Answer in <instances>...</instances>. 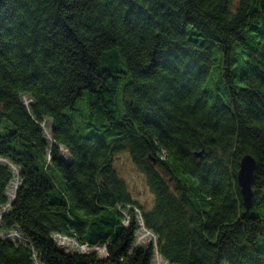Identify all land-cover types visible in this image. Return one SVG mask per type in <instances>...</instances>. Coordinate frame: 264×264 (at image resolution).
Masks as SVG:
<instances>
[{
    "label": "trees",
    "instance_id": "obj_1",
    "mask_svg": "<svg viewBox=\"0 0 264 264\" xmlns=\"http://www.w3.org/2000/svg\"><path fill=\"white\" fill-rule=\"evenodd\" d=\"M121 152L154 196L148 211L113 167ZM142 227L155 246L137 243ZM155 252L264 264V0L2 1L0 264H151Z\"/></svg>",
    "mask_w": 264,
    "mask_h": 264
},
{
    "label": "rangeland",
    "instance_id": "obj_2",
    "mask_svg": "<svg viewBox=\"0 0 264 264\" xmlns=\"http://www.w3.org/2000/svg\"><path fill=\"white\" fill-rule=\"evenodd\" d=\"M214 56L216 59V53H214ZM207 86L208 89L211 91H215V89H220V79H219V70L213 69L208 76L207 79ZM25 104H28L29 101L24 100ZM50 129L49 122L47 123L45 127V132L47 134V138L49 139L48 132ZM82 135H85V133H82ZM62 157L64 159H68L66 151L64 149H61ZM113 167L116 171V173L125 181L129 191L132 193V196L134 200L142 206L143 210L148 211L150 210L154 205V196L150 192L149 188L146 185L145 178L143 174H141L137 167L132 162L129 154L127 152H121L114 157L113 161ZM16 180L11 183V188H14L16 186ZM12 193V192H10ZM147 237L146 239H150L151 242H153V245L155 246V238H152V236L147 235V232L145 234ZM66 250V249H65ZM68 250V249H67ZM67 252H71L68 250ZM96 252L98 255L102 258L105 256V252L102 248L96 249ZM151 264H168L165 262L156 252L153 256V259L151 261Z\"/></svg>",
    "mask_w": 264,
    "mask_h": 264
},
{
    "label": "water",
    "instance_id": "obj_3",
    "mask_svg": "<svg viewBox=\"0 0 264 264\" xmlns=\"http://www.w3.org/2000/svg\"><path fill=\"white\" fill-rule=\"evenodd\" d=\"M4 0H0V3ZM196 156H201L202 153H196ZM255 169V162L250 156H244L239 165L237 173V183L242 198V204L246 210L252 205L253 193L251 190L252 175Z\"/></svg>",
    "mask_w": 264,
    "mask_h": 264
},
{
    "label": "built area",
    "instance_id": "obj_4",
    "mask_svg": "<svg viewBox=\"0 0 264 264\" xmlns=\"http://www.w3.org/2000/svg\"><path fill=\"white\" fill-rule=\"evenodd\" d=\"M145 232H147V231L142 227L141 233L137 236V243H144V242L147 241L146 238H149V237L144 235ZM10 235H14L18 239L21 238L20 236H18L15 233L10 234ZM10 235H8V236H10ZM147 235L152 236L148 232H147ZM56 238L58 239L59 245L62 246V247H68V248H70L72 250H78L80 252H86L88 250V248L85 245H78L73 239H70V238H67V237H63V236H60V235H57Z\"/></svg>",
    "mask_w": 264,
    "mask_h": 264
}]
</instances>
